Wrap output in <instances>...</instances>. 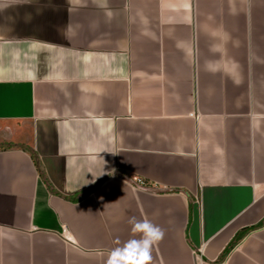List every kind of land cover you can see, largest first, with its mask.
Wrapping results in <instances>:
<instances>
[{
	"label": "crops",
	"instance_id": "crops-1",
	"mask_svg": "<svg viewBox=\"0 0 264 264\" xmlns=\"http://www.w3.org/2000/svg\"><path fill=\"white\" fill-rule=\"evenodd\" d=\"M133 216L152 264H264V0H0V264Z\"/></svg>",
	"mask_w": 264,
	"mask_h": 264
},
{
	"label": "clouds",
	"instance_id": "clouds-1",
	"mask_svg": "<svg viewBox=\"0 0 264 264\" xmlns=\"http://www.w3.org/2000/svg\"><path fill=\"white\" fill-rule=\"evenodd\" d=\"M128 223L131 238L124 242L115 241L117 246L108 252L106 264H152L153 247L163 240L164 230L148 219L138 220L134 216Z\"/></svg>",
	"mask_w": 264,
	"mask_h": 264
},
{
	"label": "built area",
	"instance_id": "built-area-1",
	"mask_svg": "<svg viewBox=\"0 0 264 264\" xmlns=\"http://www.w3.org/2000/svg\"><path fill=\"white\" fill-rule=\"evenodd\" d=\"M136 181L141 185L145 186V182L142 179H136Z\"/></svg>",
	"mask_w": 264,
	"mask_h": 264
}]
</instances>
